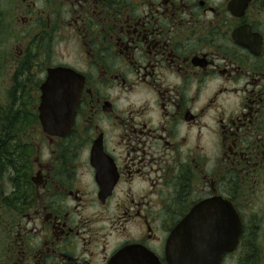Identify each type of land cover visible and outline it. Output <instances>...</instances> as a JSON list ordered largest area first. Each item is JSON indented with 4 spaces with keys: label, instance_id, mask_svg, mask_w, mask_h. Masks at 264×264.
<instances>
[{
    "label": "flooded vegetation",
    "instance_id": "af4514ba",
    "mask_svg": "<svg viewBox=\"0 0 264 264\" xmlns=\"http://www.w3.org/2000/svg\"><path fill=\"white\" fill-rule=\"evenodd\" d=\"M198 206L264 264V0H0V264H170Z\"/></svg>",
    "mask_w": 264,
    "mask_h": 264
},
{
    "label": "water",
    "instance_id": "95a60500",
    "mask_svg": "<svg viewBox=\"0 0 264 264\" xmlns=\"http://www.w3.org/2000/svg\"><path fill=\"white\" fill-rule=\"evenodd\" d=\"M67 70H53L50 75V79L47 82L44 91H46V106L54 103L55 96L51 95L55 91L63 89L67 94H71L75 87L70 82V76ZM71 73V72H70ZM70 82V83H69ZM80 89H78L80 93ZM48 93L50 96H48ZM75 111V109H74ZM71 110H66L62 113L63 116H69ZM60 116V113L42 114V120L46 121L52 117V122L57 121L56 118ZM205 207H196L191 214L176 228L173 232L168 246V259L170 264H211V262L217 263L220 261L221 256L231 247L227 246L231 242L233 230L236 228L235 220L230 218L228 221L224 220H208L204 222L202 220V212ZM229 231V236L226 238V234ZM240 231V230H239ZM223 237L216 236L221 233ZM212 236V238H209ZM185 237V238H184ZM204 238V239H203ZM207 238V239H205ZM209 238V239H208ZM214 242V247L209 252L204 253L203 247L205 243Z\"/></svg>",
    "mask_w": 264,
    "mask_h": 264
}]
</instances>
